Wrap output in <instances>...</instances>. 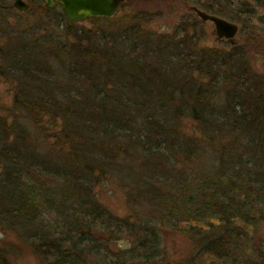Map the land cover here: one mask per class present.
Here are the masks:
<instances>
[{
  "label": "trees",
  "instance_id": "16d2710c",
  "mask_svg": "<svg viewBox=\"0 0 264 264\" xmlns=\"http://www.w3.org/2000/svg\"><path fill=\"white\" fill-rule=\"evenodd\" d=\"M26 2L56 30L28 43L51 62L47 84L23 70L33 90L19 84L15 106L28 133L0 130V227H35L50 264H264V74L247 59L264 54V0H124L131 13L88 18L90 29L59 4ZM172 2L244 25L243 49L199 46L195 13L172 36L149 31L157 5ZM110 180L124 216L93 192ZM120 239L128 247L114 251Z\"/></svg>",
  "mask_w": 264,
  "mask_h": 264
},
{
  "label": "rangeland",
  "instance_id": "374dc122",
  "mask_svg": "<svg viewBox=\"0 0 264 264\" xmlns=\"http://www.w3.org/2000/svg\"><path fill=\"white\" fill-rule=\"evenodd\" d=\"M10 1L11 3L13 2V0ZM191 6L195 5H187L188 9L175 2H172L171 5H157V7H160L161 10V12H158L159 16H157V19L152 21V24L149 23V25L145 26L149 31L172 36L176 27L183 24L186 26L188 24H194L199 20L190 9ZM139 8L140 4L134 5V9ZM131 9L133 10L132 7L125 6L123 9H119L117 14L113 17L117 18V22H120V18H122L125 14L132 12ZM155 10L154 6L149 7V12ZM38 16L37 14L35 16V14L30 12L19 11L14 7H12V9L10 8V10L4 11L0 9V49H2L0 55V130L3 132L7 131L5 133H9L10 139H16L15 136L17 134V137H19V131L28 133L26 126L28 123L30 124L27 116H25V112L20 111L19 108L15 106V96H17L18 91L20 92L22 89L19 84L27 82V85L30 86L29 88L32 87V84L29 83L30 77H26V74H24L23 70L26 69L25 67L30 65V69H28L30 70L29 74L33 76L39 74L42 78H44L45 84H47V72H49V65L51 62L42 56L39 57L38 54H33L31 51L33 48L30 47L28 43H31L29 41L32 39L36 42L46 41L49 37H51L50 33L56 29L53 26L54 22H50L45 25L38 24L36 21ZM199 22L201 24V31L203 34L200 42L198 43L199 46L221 49L226 53L230 51H240L243 49V41L247 33L244 25L236 22L238 25V33H236L233 38L234 43L232 44L228 43L230 41L227 39H216L212 23L201 20H199ZM77 26L84 27V29L92 28V24L86 21L79 22ZM59 28H61V26ZM260 28L262 27L260 26L258 29L260 30ZM194 33L195 32L193 31V34ZM22 47L29 50L27 52H23L27 55L28 59H26L25 56H23L22 59L21 57L19 59V56L16 57V55L12 52L21 51ZM249 51L250 53L247 54V59L251 70H253L254 73L264 74L262 65L264 54L253 52V49H250ZM254 51H257V49L255 48ZM29 58L30 60L33 59V64ZM191 76L192 80L195 78V81L199 83L207 82L205 80H198L199 76H196L194 73ZM29 90L32 91L33 89L31 88ZM187 126V131L191 133L193 137H201L198 130L194 131L192 129V121L188 122ZM26 133H21V142L19 141L21 145H25L29 142V138L26 137ZM93 192L98 202L104 205V207L110 209L119 216L127 214L125 195L118 185L113 183V181L110 180L101 185H97ZM32 230H36L35 227L25 226L20 222L15 224V226H5L4 228L0 227V249L2 250L1 254H3V256L7 259L6 264L51 263L52 257H47L39 252L40 249L38 250L37 248V240L33 237L35 234L32 233ZM30 232L31 234L26 236V234ZM173 244L174 243L171 242L169 251L173 256V259H177L179 256H177L178 254ZM113 246L114 247L112 248L114 251L120 252L127 249L126 247H128V243L125 240L120 239ZM87 260L90 261V264H94L96 262L94 258L92 260V258L89 259V257H87Z\"/></svg>",
  "mask_w": 264,
  "mask_h": 264
},
{
  "label": "water",
  "instance_id": "95a60500",
  "mask_svg": "<svg viewBox=\"0 0 264 264\" xmlns=\"http://www.w3.org/2000/svg\"><path fill=\"white\" fill-rule=\"evenodd\" d=\"M45 7H53L55 4L61 6L66 19L72 22H82L88 18H112L120 9L124 0H43ZM12 6L19 11L28 9L25 0H13ZM190 9L196 16L204 22L212 23L217 40L227 39L233 43V38L238 33V25L225 18L214 14L203 12L196 6ZM264 70V58L262 61Z\"/></svg>",
  "mask_w": 264,
  "mask_h": 264
},
{
  "label": "bare ground",
  "instance_id": "6f19581e",
  "mask_svg": "<svg viewBox=\"0 0 264 264\" xmlns=\"http://www.w3.org/2000/svg\"><path fill=\"white\" fill-rule=\"evenodd\" d=\"M44 2V1H43ZM13 3V2H12ZM113 18V17H112ZM109 19V18H108ZM228 21H230V20H228ZM231 22H234V21H231ZM234 23H236V22H234ZM237 24V23H236Z\"/></svg>",
  "mask_w": 264,
  "mask_h": 264
},
{
  "label": "flooded vegetation",
  "instance_id": "af4514ba",
  "mask_svg": "<svg viewBox=\"0 0 264 264\" xmlns=\"http://www.w3.org/2000/svg\"><path fill=\"white\" fill-rule=\"evenodd\" d=\"M28 8H29V7H28ZM85 21H86V20H85ZM228 43H230V42H228ZM233 43H234V42H233ZM233 43H232V44H233Z\"/></svg>",
  "mask_w": 264,
  "mask_h": 264
}]
</instances>
